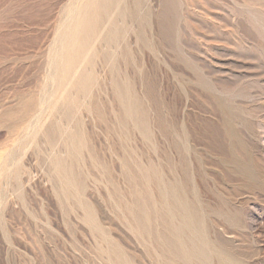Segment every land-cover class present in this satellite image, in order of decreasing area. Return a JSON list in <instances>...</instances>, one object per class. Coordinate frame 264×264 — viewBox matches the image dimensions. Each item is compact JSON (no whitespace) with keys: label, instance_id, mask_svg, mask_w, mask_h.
Here are the masks:
<instances>
[{"label":"rangeland","instance_id":"1","mask_svg":"<svg viewBox=\"0 0 264 264\" xmlns=\"http://www.w3.org/2000/svg\"><path fill=\"white\" fill-rule=\"evenodd\" d=\"M80 1L0 0V264H264V0H119L61 80Z\"/></svg>","mask_w":264,"mask_h":264},{"label":"bare ground","instance_id":"2","mask_svg":"<svg viewBox=\"0 0 264 264\" xmlns=\"http://www.w3.org/2000/svg\"><path fill=\"white\" fill-rule=\"evenodd\" d=\"M79 1V0H78ZM82 4L80 3V5H78L76 8H74L71 11L70 16V21L67 22L63 28V30L61 31L60 28L62 27V24H64L63 22L60 24L61 27L58 29L59 31H61V34L59 35V38L57 39V45H58V51L56 53L57 59L55 60L53 66L55 67L57 73L60 75L61 80H65L66 79V75L69 74L72 69H74V67L77 65L79 68L80 66H84L86 64V53H84V49L89 47V44L91 42V40L93 38H96L97 40H100L101 43L103 44H115L116 41H118V37L119 35V31L117 30V24L118 22L124 18L125 14H127L126 11H124L121 7H120V3L119 0H81ZM80 1V2H81ZM73 4V3H72ZM75 5V4H74ZM71 6V8H73L74 6L69 5V7ZM68 7V6H67ZM68 7V8H69ZM66 8V7H65ZM70 9V8H69ZM67 9V10H69ZM68 14V13H66ZM128 16L129 18H135V12L134 11H130L128 12ZM68 17V15H67ZM66 17V18H67ZM109 25V27H107ZM58 31V32H59ZM99 31V33H97ZM60 33V32H59ZM57 36V35H56ZM55 42V41H54ZM92 43V42H91ZM55 47V46H54ZM52 48V47H51ZM54 49V48H53ZM56 49V50H57ZM90 50V49H89ZM52 52V50H51ZM89 53V52H88ZM55 54V52H54ZM54 56V55H53ZM51 58V57H50ZM53 58V57H52ZM56 58V57H55ZM54 60V58H53ZM52 64V63H49ZM89 64V63H88ZM86 66V65H85ZM53 67V68H54ZM52 68V67H50ZM52 70V69H50ZM75 72V71H74ZM78 72V70H77ZM83 72V71H82ZM87 73V72H86ZM74 75H72V77L74 78L75 74L77 73H73ZM89 74V73H88ZM70 76V75H69ZM54 77V76H53ZM71 77V78H72ZM56 78V77H55ZM70 79V78H69ZM68 79V80H69ZM75 79V83L77 84L82 83L86 85V83L89 82L90 77L87 74L84 73H79ZM92 80V79H91ZM90 80V81H91ZM69 81L72 82V79H70ZM68 81V82H69ZM62 82V81H61ZM70 82V83H71ZM69 83V85H71ZM91 83V82H90ZM73 85V84H72ZM90 86V85H89ZM71 87V86H70ZM74 87V86H73ZM72 87V88H73ZM86 87V86H84ZM76 88V87H75ZM82 88V86H81ZM71 89V88H70ZM74 89V88H73ZM73 89L72 92H73ZM88 89V88H87ZM85 90V89H84ZM120 90V89H119ZM77 91V89H76ZM81 91V89L79 90ZM84 93V91H82ZM81 92V94H83ZM122 92V90H121ZM74 93V92H73ZM80 94V93H79ZM122 94V93H121ZM131 95V94H130ZM50 98V97H49ZM59 101V100H58ZM57 101V102H58ZM69 105V104H68ZM61 106V105H60ZM55 107V105H54ZM58 107V105H57ZM53 108V107H52ZM122 108V107H121ZM130 108V107H129ZM135 108V107H134ZM67 109V108H66ZM72 109V107H71ZM125 109V108H124ZM73 110V109H72ZM52 111V110H51ZM54 111V110H53ZM65 112V111H64ZM132 112V111H130ZM65 116H67V114H65ZM70 116V115H69ZM68 117V116H67ZM66 119V118H65ZM68 119V118H67ZM70 136V135H69ZM74 138V137H73ZM72 139V138H71ZM69 140V139H67ZM77 140V139H76ZM70 142V141H69ZM79 142V141H78ZM77 142V143H78ZM70 144V143H69ZM79 146V145H78ZM71 147V146H69ZM75 148V147H74ZM58 162L56 161V164ZM153 173V172H152ZM149 175V174H148ZM157 179V178H156ZM64 180V179H63ZM157 182V181H156ZM155 182V183H156ZM67 183V182H66ZM158 185V184H157ZM177 185V184H176ZM171 186V184H170ZM65 187V186H64ZM166 187V186H165ZM177 187V186H176ZM163 188V186H162ZM164 189V188H163ZM172 189V188H171ZM169 190V189H168ZM161 191V190H160ZM165 192V191H164ZM165 194V193H164ZM176 194V191H175ZM180 194V193H179ZM174 195V194H173ZM183 195V193H182ZM167 197V195H166ZM163 198V196H162ZM166 199V198H165ZM169 199V198H167ZM183 199V198H182ZM169 201V200H168ZM185 202V201H184ZM172 204V203H171ZM170 204V205H171ZM176 204V203H175ZM149 205V203H148ZM151 205V204H150ZM168 205V204H167ZM181 205V204H180ZM139 206V204L137 205ZM146 206V205H143ZM159 206V205H158ZM164 206V205H163ZM187 206V204H186ZM189 206V205H188ZM187 206V208H188ZM133 207V206H132ZM135 207V206H134ZM145 208V207H144ZM155 208V207H154ZM168 208V207H167ZM190 208V207H189ZM136 209V208H135ZM138 209V208H137ZM140 209V208H139ZM147 209V206H146ZM151 209V208H150ZM156 209V208H155ZM163 209V208H162ZM170 209V208H169ZM172 209V208H171ZM174 209V208H173ZM181 212L183 213V217L181 220V227H190V223L193 221L191 219H189L190 217H188L185 214V210L184 207H180ZM191 209V208H190ZM145 210V209H144ZM164 210V209H163ZM176 210V209H175ZM187 210V209H186ZM131 211V209H130ZM134 211V210H133ZM138 211V210H137ZM141 211V210H140ZM139 211V212H140ZM160 211V210H159ZM132 212V211H131ZM130 212V213H131ZM136 212V211H135ZM153 212V211H152ZM151 212V213H152ZM156 212V211H155ZM189 212V211H188ZM134 213V212H133ZM141 213V212H140ZM139 213V214H140ZM172 213V212H170ZM88 214V213H87ZM144 214V213H143ZM158 214V213H157ZM165 214V213H164ZM173 215L175 213H172ZM177 214V213H176ZM175 214V215H176ZM132 215V213H131ZM150 213L148 212V215H145L146 217L149 216ZM155 215V214H154ZM161 215V214H160ZM166 215V214H165ZM144 216V217H145ZM141 217V216H140ZM165 217V216H164ZM143 218V217H142ZM151 218V217H150ZM88 219V218H87ZM144 219V218H143ZM168 219V218H167ZM170 219V218H169ZM168 219V220H169ZM175 220V219H174ZM149 221V220H148ZM148 221H145L146 223ZM170 221V220H169ZM176 221V220H175ZM91 222V220H90ZM142 222V221H141ZM171 222V221H170ZM178 222V221H176ZM92 223V222H91ZM177 224V223H176ZM139 225V224H138ZM179 225V224H177ZM95 226V225H94ZM140 226V225H139ZM180 226V225H179ZM178 226V227H179ZM144 228V226H142ZM167 227V226H166ZM181 227L172 230V235L177 239L178 241V247L177 250L180 249L181 247ZM149 228V227H148ZM183 228V229H185ZM142 229V228H141ZM188 229V228H187ZM186 229V230H187ZM149 230V229H148ZM162 230V229H161ZM203 230V229H202ZM195 232V231H193ZM199 232V231H196ZM159 232H157L158 234ZM168 233V232H167ZM183 233V232H182ZM190 233V232H189ZM164 234V232H163ZM197 234V233H196ZM201 234V233H200ZM159 235V234H158ZM172 236V237H173ZM199 236V235H198ZM159 238V236H157ZM161 237V235H160ZM167 237V236H166ZM201 237V236H200ZM198 238V237H197ZM162 238H160L161 240ZM193 239V237H192ZM171 240V237H170ZM184 240V239H183ZM205 240V239H204ZM162 241V240H161ZM190 241V240H189ZM186 242V241H185ZM193 242V241H192ZM168 243V242H167ZM187 243V242H186ZM185 243V244H186ZM169 244V243H168ZM184 244V245H185ZM206 244V243H205ZM165 245V243H164ZM163 245V246H164ZM196 245V244H195ZM175 246V245H174ZM186 246V245H185ZM192 246V245H191ZM170 247V245H169ZM188 247V246H187ZM111 248V246H110ZM114 248V247H113ZM194 248V247H193ZM196 248V247H195ZM111 250V249H110ZM175 250V249H174ZM186 250V249H185ZM194 250V249H192ZM197 250V249H196ZM179 252H181L183 254V257L186 255H191L193 253V251L188 250V252H184L183 251V247L182 249L178 250ZM203 251V250H202ZM206 251V250H204ZM114 252V251H113ZM169 253V251H168ZM113 254V253H112ZM206 254V253H205ZM109 255V254H108ZM111 255V254H110ZM180 255V254H179ZM178 255V256H179ZM177 257V256H176ZM197 257V255H196ZM209 257V256H208ZM173 258V257H172ZM191 258V257H190ZM193 258V257H192ZM124 259V258H123ZM194 259V258H193ZM177 260V259H176ZM181 260V259H179ZM197 260V259H196ZM209 260V259H208ZM125 261V260H124ZM175 261V260H173ZM188 261V260H187ZM199 261V260H198ZM171 263V261H169ZM114 263V261H113ZM223 263V262H222ZM174 264V262H173ZM176 264V263H175ZM203 264V263H202Z\"/></svg>","mask_w":264,"mask_h":264}]
</instances>
